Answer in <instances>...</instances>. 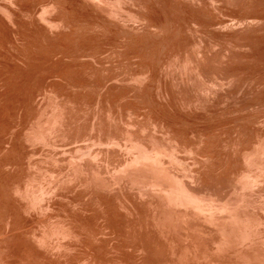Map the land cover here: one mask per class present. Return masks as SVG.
Masks as SVG:
<instances>
[{
    "label": "rangeland",
    "instance_id": "rangeland-1",
    "mask_svg": "<svg viewBox=\"0 0 264 264\" xmlns=\"http://www.w3.org/2000/svg\"><path fill=\"white\" fill-rule=\"evenodd\" d=\"M0 264H264V0H0Z\"/></svg>",
    "mask_w": 264,
    "mask_h": 264
}]
</instances>
